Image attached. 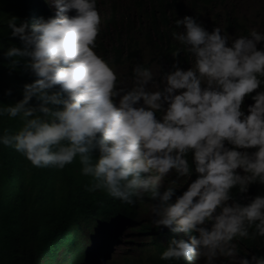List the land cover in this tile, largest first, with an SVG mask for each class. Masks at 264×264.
Masks as SVG:
<instances>
[{
  "label": "clouds",
  "instance_id": "9594fccd",
  "mask_svg": "<svg viewBox=\"0 0 264 264\" xmlns=\"http://www.w3.org/2000/svg\"><path fill=\"white\" fill-rule=\"evenodd\" d=\"M36 2L47 19L7 21L22 44L4 53L9 67L22 63L34 79L23 85L22 99L0 107V116L21 122L14 133L4 129L0 144L37 168L63 169L78 157L82 175L90 177L86 190L129 205L133 218L84 229L77 263L109 264L112 247L131 246L124 250L128 256L140 242L151 244L156 234L139 230L147 224L175 233L162 260L215 264L223 257L230 264H264L256 256L238 259L234 242L264 237V196L245 205L232 197L233 188L243 193L250 183L264 184V90L258 91L264 85V23L245 18L250 28L244 36L220 27L209 32L192 16L176 19L184 30L173 36L192 57L191 66L173 65L160 90L158 84L147 87L153 71L136 64L132 87L124 88L118 80L130 75L113 62L116 45L109 58L96 40L97 0ZM254 92L245 114L244 98ZM189 153L197 176L183 191L180 180L191 175ZM148 211L149 220L139 221Z\"/></svg>",
  "mask_w": 264,
  "mask_h": 264
},
{
  "label": "trees",
  "instance_id": "16d2710c",
  "mask_svg": "<svg viewBox=\"0 0 264 264\" xmlns=\"http://www.w3.org/2000/svg\"><path fill=\"white\" fill-rule=\"evenodd\" d=\"M36 1L0 0V107L22 99L23 85L34 79L22 63L15 69L10 68V60L4 53L10 46H22L18 38L11 36L7 26L11 17H17V25L23 20L31 25L41 17L48 18L47 15L39 16L40 5ZM233 6L227 5L225 0H127L126 3L114 0L112 9L118 17L112 19L117 40L113 46V62L130 76L136 64L148 68L154 63L163 72L174 70L173 65L187 70L192 57L174 39L173 33L184 30L182 25H175V20L192 16L209 32L220 27L225 32L245 36L250 25L245 17L235 13ZM215 7L218 9L214 10ZM177 49L181 52L173 57L172 52ZM260 90H264V85ZM252 95L255 92L244 98L243 103L247 104L242 110L245 114L247 105L254 103ZM30 103L35 106L37 101L33 98ZM20 123L18 117L0 116V135L4 129L14 133ZM188 161L190 177H193L180 180L185 182L181 186L183 191L197 176L191 153ZM81 167L77 157L63 169L37 168L13 148L0 144V264H76L81 260L78 253L83 246L81 233L84 229L90 230L92 226L102 229L103 224L107 226L112 222H133L129 205L103 191L86 190L90 177L82 175ZM257 195L264 196V184L250 183L243 193L238 188L232 189L233 200L241 205ZM139 230H149L156 237L151 244L140 242L134 249L136 254L124 255L120 264H187L186 261L160 259L168 242L177 239L175 233L161 229L156 232V228L147 224H142ZM234 242L238 259L264 258V237ZM201 264H207L205 258ZM215 264L230 262L219 257Z\"/></svg>",
  "mask_w": 264,
  "mask_h": 264
},
{
  "label": "rangeland",
  "instance_id": "374dc122",
  "mask_svg": "<svg viewBox=\"0 0 264 264\" xmlns=\"http://www.w3.org/2000/svg\"><path fill=\"white\" fill-rule=\"evenodd\" d=\"M114 0H97V7L99 11V15L101 18V23H100V32L97 37V42L100 43L107 51H109V58H111V51H112V46L113 44L116 45V33L113 28L112 22L110 18L114 16L113 14V9H112V2ZM227 5L231 4L233 6V10L235 13H240L241 16H244L245 18H253L254 16L258 18V20H262L260 23H264V0H225ZM127 0H124V3H126ZM52 10V12L56 15V9L55 7L50 3L47 2ZM223 7V5H221ZM219 7V5H217ZM215 7L214 10H217L218 8ZM221 7V9H222ZM118 12V11H116ZM63 15V13H62ZM115 16L118 17V14L115 13ZM258 25V24H257ZM254 30L258 31L259 30V25L254 28ZM146 60V56L144 57ZM151 69L155 75V78L152 82H150L147 87L149 89L152 88L153 84H158L160 90L163 89L164 87V82L162 81L161 77L163 75V71H161V68L157 66L156 64L152 63L148 67ZM117 71H123L120 68H116ZM173 70L166 69V72H170ZM132 80L133 76H125L121 77L120 80H118V87H124V88H131L132 87ZM131 84V85H130ZM118 100V98H116ZM142 103V102H141ZM250 105V104H249ZM166 106V105H165ZM248 107V105H247ZM246 107V108H247ZM160 114V113H159ZM150 214L148 212H143L139 216V221H147L149 220ZM89 233L85 231L86 238ZM185 233H180L179 236H183ZM122 244H117L118 247H120ZM131 246H127L126 248L124 247V250L129 248ZM124 250L123 247H120V249H116V247H112L110 253H112V257L110 258V263L109 264H119L122 261V257L124 256ZM136 254L134 251L131 252V255ZM219 260V258H217ZM216 259V260H217ZM200 261L197 260L193 262V264H199ZM190 264V262H189Z\"/></svg>",
  "mask_w": 264,
  "mask_h": 264
},
{
  "label": "bare ground",
  "instance_id": "6f19581e",
  "mask_svg": "<svg viewBox=\"0 0 264 264\" xmlns=\"http://www.w3.org/2000/svg\"><path fill=\"white\" fill-rule=\"evenodd\" d=\"M136 27H137V26H136ZM171 37H172V36H171ZM130 85H131V84H130ZM191 177H193V176H191ZM191 177H190V178H191ZM195 177H196V176H195ZM188 179H189V178H188ZM191 180H192V179H191ZM190 182H191V181H190ZM200 260H201V259H200ZM200 260H199V261H200Z\"/></svg>",
  "mask_w": 264,
  "mask_h": 264
}]
</instances>
